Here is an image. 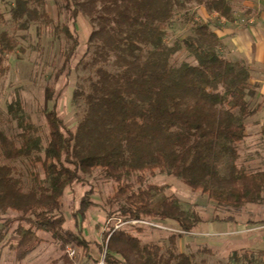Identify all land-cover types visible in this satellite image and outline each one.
<instances>
[{"label": "trees", "instance_id": "trees-1", "mask_svg": "<svg viewBox=\"0 0 264 264\" xmlns=\"http://www.w3.org/2000/svg\"><path fill=\"white\" fill-rule=\"evenodd\" d=\"M60 1L72 21L86 14L94 24L85 53L89 61L83 65L88 74L72 97L82 103V115L68 129L55 105L45 110L43 143L21 100L16 97L7 105L10 124L0 130V247L9 246L23 260L40 241L39 233H48L61 250L70 244L87 249L83 231L65 228L60 213L65 189L84 182L80 174L96 173L137 187H115L106 199L112 208L109 216L124 222L172 221L183 233L192 232L202 220L178 199L141 188L150 187L157 175L174 176L217 204L264 198V171L247 173L237 164L236 145L246 136L245 120L258 111L247 101L258 88L250 81L248 64L220 54L219 36L209 22L192 20V35L166 43L176 9L197 4L209 15L232 22L231 0ZM9 15L15 27L13 33L0 32V79L7 57L18 49L16 32L49 23L46 0H12ZM64 33L72 43L63 66L68 73L79 39L66 26ZM181 48L195 64L172 63ZM52 99V88H45V103ZM259 133L264 135V121ZM7 162L22 167L17 170ZM90 195L87 191L80 198L75 219L83 220L95 205ZM214 220L234 222L232 217ZM131 230L135 233L110 231L101 247L105 264H197L193 254L177 252L175 235L162 250L142 242L141 227ZM229 261L264 264V250H234Z\"/></svg>", "mask_w": 264, "mask_h": 264}, {"label": "rangeland", "instance_id": "rangeland-1", "mask_svg": "<svg viewBox=\"0 0 264 264\" xmlns=\"http://www.w3.org/2000/svg\"><path fill=\"white\" fill-rule=\"evenodd\" d=\"M240 1L231 0V3L234 10L233 21L242 26L248 21V15L244 13ZM11 3L12 0H0V32L5 30L13 33L15 24L9 15ZM60 4V0H46L49 23L31 24L26 30L19 29L16 32L18 49L7 57V70L0 79V130L8 129L10 119L7 115V105L18 97L24 104L26 114L40 128L43 143L47 133L45 110L48 111L55 105L59 118L68 129H74L81 118L82 103H75L72 97L75 89L83 83L82 79L88 74L83 65L89 61V55L85 53L88 38L94 30L89 16L80 14L72 21L70 13L64 11ZM216 17V14L209 15L203 6L197 4L176 9L167 29V45L180 43L182 38L192 35L191 21L201 20L211 23L220 39L218 51L230 60V21ZM65 26L79 39V47L68 73L63 66L65 55L72 43L64 33ZM171 61L176 65L182 62L195 64V60L183 48L172 56ZM255 75L264 76V71H256ZM252 84L258 86L257 83ZM47 87L52 88L54 99L45 103L44 90ZM255 93L253 97H247V101L251 109L257 108L258 111L245 120L246 136L236 145L237 164L247 173L264 171V135L259 133L264 121V96L258 95V88H255ZM6 164L15 166L17 170L22 167L20 162ZM65 177L71 179V175L65 174ZM79 177L83 183L72 182L65 189L60 213L64 216L65 228L74 232L80 229L83 231V237L89 244L88 248L70 244L61 250L58 242L48 233H39L40 241L23 260H18L9 246L0 247V264H97L101 260L104 261V251L101 247L103 244L105 246L110 231L118 228L133 231L131 227H141L142 231L138 236L142 242L158 244L162 250L169 246V237L175 235L177 252L193 254L197 264H230L229 255L234 250H264V198L217 204L194 189V186L185 185L174 176L157 175L150 179V187L141 188L178 199L183 209L196 212L202 220L192 232L183 233L172 221L124 222L121 218L109 216L112 208L106 205V199L115 187H137L105 179L96 173L80 174ZM10 178L31 179L19 175H11ZM159 187L163 189L155 190ZM87 191H91L90 199L95 205L88 210L83 220L75 219L73 212L79 207L80 198ZM215 217H232L235 223L217 221L214 220ZM1 225L0 222V227ZM248 228L252 229L250 233L241 232ZM248 237H251L250 241ZM8 238L14 243L15 238L11 231L8 232ZM68 251L74 254L70 256Z\"/></svg>", "mask_w": 264, "mask_h": 264}, {"label": "crops", "instance_id": "crops-1", "mask_svg": "<svg viewBox=\"0 0 264 264\" xmlns=\"http://www.w3.org/2000/svg\"><path fill=\"white\" fill-rule=\"evenodd\" d=\"M240 2L244 13L248 15L246 16L248 21L242 26L236 21L230 22L232 28L230 29V60H242L248 64L250 81L258 84V95L264 96V76L255 75L256 71H264V0H241ZM251 230L248 228L241 232L250 233ZM248 238L250 241L251 237Z\"/></svg>", "mask_w": 264, "mask_h": 264}, {"label": "built area", "instance_id": "built-area-1", "mask_svg": "<svg viewBox=\"0 0 264 264\" xmlns=\"http://www.w3.org/2000/svg\"><path fill=\"white\" fill-rule=\"evenodd\" d=\"M68 254L72 256L74 253L72 251H68ZM104 256V255H103ZM97 264H105L103 260L99 261Z\"/></svg>", "mask_w": 264, "mask_h": 264}]
</instances>
